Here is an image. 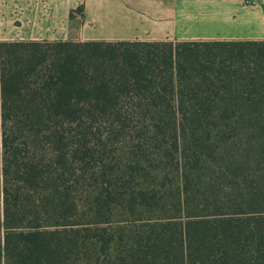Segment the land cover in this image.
Here are the masks:
<instances>
[{
  "label": "trees",
  "instance_id": "16d2710c",
  "mask_svg": "<svg viewBox=\"0 0 264 264\" xmlns=\"http://www.w3.org/2000/svg\"><path fill=\"white\" fill-rule=\"evenodd\" d=\"M0 264H264V39L1 40Z\"/></svg>",
  "mask_w": 264,
  "mask_h": 264
},
{
  "label": "crops",
  "instance_id": "0c3cea01",
  "mask_svg": "<svg viewBox=\"0 0 264 264\" xmlns=\"http://www.w3.org/2000/svg\"><path fill=\"white\" fill-rule=\"evenodd\" d=\"M18 39H264V0H0Z\"/></svg>",
  "mask_w": 264,
  "mask_h": 264
}]
</instances>
